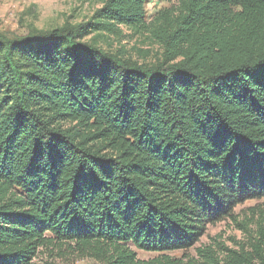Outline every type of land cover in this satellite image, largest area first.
<instances>
[{
	"label": "trees",
	"instance_id": "16d2710c",
	"mask_svg": "<svg viewBox=\"0 0 264 264\" xmlns=\"http://www.w3.org/2000/svg\"><path fill=\"white\" fill-rule=\"evenodd\" d=\"M100 1L86 22L0 32V264L65 245L101 264H264L258 246L166 254L264 198V0L150 18L149 0ZM120 26L158 61L86 39Z\"/></svg>",
	"mask_w": 264,
	"mask_h": 264
},
{
	"label": "rangeland",
	"instance_id": "374dc122",
	"mask_svg": "<svg viewBox=\"0 0 264 264\" xmlns=\"http://www.w3.org/2000/svg\"><path fill=\"white\" fill-rule=\"evenodd\" d=\"M172 2L149 0L148 17L157 11L169 7ZM100 0H0V32L11 36L26 35L33 28L50 29L66 22L78 24L92 18L96 9L101 7ZM120 33L102 31V35L93 33L90 39L106 50L119 52L140 63L152 64L161 56V47L148 32H139L120 26ZM258 246L264 252V198L248 200L239 205L232 217L217 224H210L206 233L195 246L187 251L167 252L171 257L201 260L198 249L211 247L219 257L225 249L253 252ZM139 259L148 260L158 257L155 251L136 250ZM32 264H101L80 256L66 245L42 247Z\"/></svg>",
	"mask_w": 264,
	"mask_h": 264
}]
</instances>
